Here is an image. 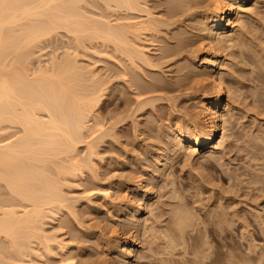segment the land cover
Listing matches in <instances>:
<instances>
[{
  "label": "rangeland",
  "instance_id": "374dc122",
  "mask_svg": "<svg viewBox=\"0 0 264 264\" xmlns=\"http://www.w3.org/2000/svg\"><path fill=\"white\" fill-rule=\"evenodd\" d=\"M165 1L168 0H160V2L159 0H150L148 2L151 8L155 10L154 12L156 14L160 13V16L163 15L164 19L162 17L161 18L165 21H168L167 17L170 20L169 16L165 17L164 14H161V12L163 13V10H168V6H163L166 5ZM197 1L199 2L197 3ZM214 1L216 0H210V2L209 0H194L193 3L191 2L192 4H189L190 6L188 5V7L185 8L186 10H180L183 11L182 13L180 12L182 15L179 16L181 17H171L170 22L172 21V19H175V21H172L173 24L168 21V23L171 24V26L169 25L170 28L168 26L159 27L160 30H155L154 33H152L153 31H150V35H148L149 31H141V34H139L141 37H138V32L136 37H132L133 41L136 40L134 41L136 46L140 45L143 47V49H148L147 52L144 49L145 53L148 56L153 55L152 57L150 56L152 62L151 64H149L150 66H147V64H145L146 66L144 64L142 65V63L140 64L141 61L139 62L138 59H134L135 61H137L135 62L130 58H125L127 57V55H124V53L121 51L116 52L117 50L114 49V45L112 46L111 43L105 44V42L103 44L104 40L102 41L101 39H93V41L90 42L86 39L88 43L83 39L82 43L85 46L79 45L76 43V41H74L75 37L71 38L69 33L66 34L63 29H59L60 33L57 31V36L53 34L55 35L53 38L47 37L48 40L44 38V41L41 40L43 41L42 44L39 43V45H37L38 43H36V48L33 47L35 49H32V52H35V55H33L32 57L36 58L34 61V58H32L33 62L29 61V63L31 62L30 70H32L33 72L36 69V66L38 67V62H40V64H42L43 62V64L40 66L44 67V64L46 63L45 65L48 66L51 60L53 61L54 59H58L60 61L61 59L64 60V58L70 56L72 57V59L77 60L76 62H78L79 66L85 69L87 68V70L84 69V71H95V77L97 75L95 79H105L103 80L105 83L107 80L106 84L108 85V87L104 88L103 86V88L105 89V95L107 97L105 96L101 104L96 107V121L94 119V121L91 122L89 128L91 130H96V128L98 127L97 124L102 123L101 125H99V127L103 125L104 130L108 128V131L106 130L108 133H106L110 135H107L105 137V133V135L101 138L102 140H97L99 143L95 142V148L96 146L98 147L96 149L97 153H95L96 155H93L95 157L92 156V159L89 163L90 165L95 163L94 165H91L93 166L91 167L92 170L90 167H88L90 169L86 168L87 170L84 168L82 171L77 172L78 175L76 173L77 177H72L70 175L72 177L71 178L70 176H68V174L70 173H68V171L66 170V167H69V163L67 164L68 160L65 161L67 159L65 158V156H63V159L65 158V160H63V163L62 157H58L59 159L56 158V162H58V164H55L59 165L60 163L61 166L63 165L65 169L64 172V169L59 168L58 166L57 167L62 171V173L59 169L56 170L57 167H54L55 170L53 168H49V170L52 171L48 172L49 175H51L50 173H52L51 176L53 177L54 175L53 178H55L58 183L61 182V184L59 183L63 187L61 190L62 192H66H63V194L65 193L66 197L69 196L70 207L67 208L70 210L66 209V207H64L63 209L61 208L59 213H57L58 215L54 214L51 215V217L50 215H48L51 213L48 212L47 217L50 218L44 219L46 221L41 223L40 226L43 227L44 231H48L46 232L47 235L56 236L58 237L59 241H63L61 244L62 246L65 245V248L62 247V249H60L59 246L57 247V245L55 244L56 247L55 245H52V247H54L53 249H46V252L48 253L46 254L45 248L42 249L43 246L39 245L38 242L37 244H34L36 243L35 239H31L30 241H32V243L33 241H35L33 243L34 245L31 243V247L33 246L32 251L37 250V254L34 253L35 251H33L35 257L32 253L30 255L31 258L29 257L28 259H23L26 263H30V261L32 260L31 263L35 264H119V248L118 243L115 242H119V238L118 236H116V233L114 231L116 230L121 232V234H125V237L132 233H136L138 236V225L140 226L139 235L140 232H142V237H140V247H137L132 256L133 259L131 261V264H183L188 259L192 258V256L188 254L193 247L191 246V237L197 236V234H201L203 232H207L208 234L210 233V240L214 242L212 246V251H214L212 260L213 264L227 263V251L223 246L224 244H231L232 246L235 245L236 248L241 249V251H247L246 249L250 245L248 242H252L253 244L254 241V245L257 244V251L264 249V0H261L260 3L252 6L253 9L250 11L253 12L252 14H245L242 16L241 25H243V27L241 26L239 29H237L236 32H232L234 35H232L234 41L227 44V48L222 59L223 61L228 63L225 65L224 69V72L226 73L225 79L228 83V86L232 89L234 88L233 90L236 91V94L238 93L237 97H234L233 99L234 102H231V109L227 111L228 137L224 144V147H215L216 143L204 147L203 154L206 153L205 156L208 155L206 159L205 157H203V154L196 155L192 154L191 151L189 152L187 150H184L182 151L183 153L181 152V155L178 156L179 158H176V156L172 157V164L170 169L166 173L167 176L164 175V177H158L159 172L156 171V157H158L160 154H166V152L168 151H170V153L168 152V154H171V150L173 148V145L170 144L172 135L167 128L168 123L176 119L184 123L185 126H195V115L197 113V110L199 109L194 103L196 97L202 94L203 85L200 84V86H198L199 83L196 82H199V79H197V77L195 76L196 73H198L197 70L184 76V72H181L180 74V67L178 66L180 65V63L182 65L185 62L187 64H191L192 54H194V52H196L200 47V37L198 31H195L197 30V23L195 19L202 16V14L206 12L207 8V11H210V8L213 5ZM104 2L102 0H100V2L99 0H90L88 2L90 5L86 4L88 7L90 6L89 8L91 9L88 8L90 11L93 10V12H90V14L96 17L98 16L99 19H102L103 17L104 20H107V22H111V24H116V21L118 22L119 19L122 20H119V22H123V20L128 21V19H132L129 21H138L137 11L129 12V10H124V8H121L120 11V9H117L115 5L112 8V4L110 7H106V9H108L106 10L105 6L107 5H105L106 3L104 4ZM195 3L200 5V7ZM155 6L156 8H158V10L155 8ZM84 7L87 8L86 6H83V8ZM159 7H161V10ZM194 7L196 8L194 9ZM179 19L182 21V23ZM174 24L176 27L174 26ZM176 30H178V32ZM244 31H246L247 33ZM175 32L184 34V41L187 40L184 45L185 47L183 46L180 49L175 48L177 47V44H175L177 40V33L175 34ZM172 34H174V36ZM78 40L80 41L82 39L79 38ZM165 45L168 48H166ZM169 47L178 51H176L175 53L177 56L173 53L172 55L175 57L170 55L169 57L164 58V51L165 49H169ZM148 51L150 52V54L148 53ZM179 51L181 53H179ZM119 53H121V56L119 55ZM166 58L171 59L167 60ZM133 61L135 63H133ZM135 77L137 79H135ZM152 80H154V82ZM150 81L152 82L150 83ZM156 82L158 83V85H156ZM86 83H91V80L86 79ZM141 83H148L149 85L146 84L148 86L147 87ZM154 83L157 88L155 86L154 88L153 86H150V84L153 85ZM86 86L89 85L86 84ZM150 87H152V90H148L150 92L149 93L147 89H149ZM153 91L155 93H153ZM151 93H153V95H151ZM139 95L143 98H140ZM149 95H151V97ZM152 98H157L158 100H156L155 102V100ZM138 102H141V105ZM150 102L152 103L150 104ZM149 104L154 105L149 106ZM184 116L187 117L185 118ZM117 117H119V119L121 117L120 120L124 118L126 119V121H123V119L122 122L120 121L118 123L119 126L118 124L117 126H114L115 128L113 129V132L112 128H110L113 125L111 123L115 122L116 120V122H118L119 119ZM120 123H122V125ZM15 130L16 129L10 130L9 132L16 133ZM91 130L90 133L88 132L86 134L87 139L91 138L89 137L92 132ZM9 136H11L9 137V139H12V135ZM84 144L79 145L78 147V155L80 156V158H84L88 153L87 147L85 146L86 144ZM159 151L161 152L159 153ZM163 151L165 152L163 153ZM84 152L87 153L85 154ZM53 162H55V159L52 161L51 165H54ZM55 172L59 173L57 174ZM141 173L146 174V178H150L149 181L153 180L156 189L154 198L151 202L153 205L150 203L149 207L151 206V208L146 209L147 211L143 215L144 217H140L139 219L141 221H138V217H133V213L135 212L133 211V209H136L137 205L136 203H134V205L136 206L135 207L133 203L127 202L126 196H128V192L125 185L137 187L138 181L142 179ZM59 174L60 176H58ZM131 179L135 182V184H133V181ZM2 184L3 185H1L0 190L4 188L3 190L5 191L1 192L2 195L0 194V198L2 200L11 198L12 200V197H8L11 191L9 192L8 189L9 194L7 196V188L4 183ZM2 186L4 187L2 188ZM141 192L142 191H140V193ZM140 193H134L133 195L135 196L130 195L129 197L135 199L136 202ZM9 199H7L8 202H10ZM17 199L14 198L11 201V205H17L18 209H22L19 208L20 205L25 204L21 202V204L19 205L18 203L20 202V199ZM71 199L73 200L71 201ZM22 205L21 207H23ZM128 205L129 208H127ZM171 205H178L177 207L182 209L187 208L188 210H186L190 213L194 212L192 214L196 216V219L199 217L201 218L197 219V221L195 219V227L193 226L195 229L193 227L191 228L193 234L191 233V229L188 230V232L190 233L187 234V240H189L191 244L189 245L190 242L188 243L187 241L188 244L186 243V248L183 246L177 247V249L172 252L173 256H168V252L166 253V251L168 250L161 251L163 249L162 243H164V240H162L160 230H165L170 227V224L172 222L171 218L173 216V214L171 213L173 210H170L171 208L174 209V206L172 207ZM52 211L54 212L53 208ZM218 215L221 216V218H219ZM52 216H55L54 219H52ZM215 216H217L216 218L221 220V224L224 221L222 226L221 224L217 225L219 224V221H217L218 219L215 220ZM142 218H145L146 221L142 220ZM135 219H137V221ZM147 221L149 224L147 223ZM207 221H209V223ZM210 221L214 222L215 224ZM138 222L139 224H136ZM144 223H147V225H143ZM141 224L143 225V227ZM216 225L220 228V230L218 227H215ZM214 227L217 229H215ZM221 227H229L230 229L228 230L227 228V233L226 228L222 229ZM156 229H158L159 231H155ZM144 230L146 231L144 232ZM219 231L223 234L224 237L228 236V238H226L227 240L222 239L221 236L218 235L220 233ZM127 233L128 235H126ZM1 237L3 238L4 236L0 235V250H2L4 253L0 251V260L3 262H7L12 258L14 251L11 250L13 248L8 247L7 241L5 242V238L2 239ZM4 243L7 245H4ZM2 244L3 249L1 248ZM222 248L224 249L222 250ZM58 249H60L61 251ZM7 252L9 255L7 254ZM49 254H51V256ZM4 258H8L9 260L7 259L5 261ZM170 259L172 262L170 261ZM180 261H182L183 263H180ZM222 261L224 263H222Z\"/></svg>",
  "mask_w": 264,
  "mask_h": 264
},
{
  "label": "bare ground",
  "instance_id": "6f19581e",
  "mask_svg": "<svg viewBox=\"0 0 264 264\" xmlns=\"http://www.w3.org/2000/svg\"><path fill=\"white\" fill-rule=\"evenodd\" d=\"M89 1L90 0H0V187L1 185H3L2 183H4L7 188L6 190L7 196L9 194L8 193V189H9V192L11 191L12 193V194L10 193V195L12 196L9 195L8 197H12L13 199L18 198L17 200L20 199V202L19 203L17 202L19 205L21 204V202L25 204V205L21 204L23 207H21V205L20 207L18 206L19 208H22V209H18L16 203H15L16 206H14V204L11 205L12 204L11 201L13 199L11 200V198L10 199L7 198L10 200V202H8V200L5 199L6 197L3 198L6 201L0 198V201H1L0 202V235L4 236L3 238L2 237L1 238L2 239L5 238V242L7 241L8 247L13 248L11 250L14 251L13 256L10 259V261L3 262L0 260V264H35V263H31L32 261L31 259H30L31 260L30 263H26L23 260V259H28L30 255L33 253V251H35L34 253H36L37 250L32 251L33 246L31 247V245L35 241L36 243L34 244H37L38 242L39 245L43 246V248L41 246L42 249L45 248V252H46V249L47 250H49L50 248L53 249L54 247H52V245L54 246L55 244L57 245V247L59 246L60 249H62V247L65 246V245L62 246L61 244L63 241L62 242L59 241L58 237L56 236L47 235L46 232L48 231H44L43 227L40 226L41 223L46 221L44 219L50 218L51 215L59 213L61 208L63 209L64 207H66V209H68L67 207H70L69 206L70 205L69 196L68 197L65 196V193H66L65 191H63L65 192L63 194L61 190L63 187L60 185L61 182H59L60 183L59 184L55 180V178H53L54 175L53 177L51 176L52 173H50L51 175H49L48 172L49 171L52 172L51 170H49V168H53L55 170L54 167L58 166L59 168L64 169V166L63 165L61 166L60 163H59L60 166L55 165V164H58V162H56V160L59 159L58 157H62V163H63V160H65V158H67L65 161L68 160L67 164L69 163L68 164L69 167L68 168L66 167V170L68 171V173H70L68 174V176L71 175L72 177L74 176L77 177L78 171H82L84 168L90 169L91 167H93L91 165H94L95 163L93 161L92 162L94 164L90 165L89 163L92 159V156L96 155L95 154L97 153L96 149L98 148L97 146L95 148V142H98L97 140L101 139L105 135V133L108 131L107 130L108 128L104 130L103 125L99 127V125H101L102 123L97 124L98 127L96 126L97 128L96 130L94 129L95 131L89 128L91 122L94 121L95 119L96 107L101 104V102L104 100V97L106 96L104 88L108 87V85L106 84L107 80L105 83L103 81L105 79L103 80L95 79L97 77V75L95 77V71H90V70L84 71L85 68H82L81 66H79L78 62H76L77 60L72 59V57L70 56L64 58V60L61 59L60 61L57 59L59 62L56 59H54L55 57L51 58L54 60L52 61L50 59L51 61L49 62L48 66H46L45 65L46 63H45L44 67L40 66L43 64V62L42 64H40V62H38L39 60L38 58L37 62L39 63V65L37 64L38 67L36 66V69L33 72L32 70H30V67H31L30 65H31V62H33L36 58V57H32L33 55H35V52L33 53L32 49L36 48L35 47L36 43H38L37 45H39V43L42 44V42L44 41V38H46V40H48L49 37L53 38L55 35L56 36L58 35L57 31L59 32V29L60 30L63 29V31H65L66 34L69 33L71 38L75 37L74 41H76V43L79 45L85 46L82 43L83 39L86 42L87 40L90 42V41H93V39L95 40L101 39L102 41L104 40L103 44L104 42L105 44L111 43L112 46L113 45L115 46L114 49L117 50L116 52L121 51L124 53V55H127V57L124 56L125 58H130L131 60L138 59L139 62L141 61L140 64L142 63V65L147 64V66H150L149 64L152 63L151 58H150L151 55L148 56L144 51L145 48L143 49L142 46L137 45L138 46L137 47L134 42L136 40L133 41L132 37L133 36L136 37L137 32H138V37H141L139 35L141 34V31H149L148 35H150V31H153L152 33H154L155 30L156 31L160 30L159 27H165V26L169 27V25L171 26V24L168 23V21L170 22L171 17L176 18V16L182 15L181 13L183 11H180V10L187 8L188 5L191 2L193 3L194 0L165 1L166 5H163V6H166V7L168 6V10L167 11L166 9L163 10V13L161 12V14H164L165 17L169 16L170 20L167 17L168 21L163 20L164 19L163 15L160 16V13L156 14L154 12L155 10H153V8H151V6L149 5L148 1L150 0H105V2L104 0H102L104 4L106 3L105 5H107V6L104 5L105 9L108 6L110 7L112 4L113 5L112 8L115 5L117 9H120V11H121V8H124V10L127 9L129 10V12L130 11L138 12V19H137L138 21H135V20L129 21L132 19H128V21L123 20V22H121L122 20L119 19L121 20L119 22V20L117 19L118 22L116 21V24L114 23L111 24V22L109 21L107 22V20H104L103 17L102 19L101 18L99 19L98 16L96 17L90 14V12H93V10L90 11L89 10L91 9L89 8L90 6L88 7L86 5V4H89L88 3ZM198 2L199 1H197V3ZM260 2L261 0H216L213 2V5L211 6L210 11H207L208 10L207 8L206 12L203 13L202 16L197 17L195 19L197 23L196 25L197 30L195 31H198V34L200 37L199 38L200 47L196 52H194V54H192L191 64L190 63L187 64L185 62L181 65L180 63L181 66L179 65L178 67H180V74L181 72L182 73L184 72L183 73L184 76L196 70L198 71V73H196L195 76L197 77V79H199V82L198 81L196 82L199 83L198 86H200V84L203 85L202 86L203 92L202 94L196 97L195 103L194 102L193 103L197 106L199 110H197V113L195 115V122L193 121L195 124V126L193 125L194 127L185 126L184 123L176 119L169 123L166 121L168 123L167 128L172 135L170 144L173 145V148L172 150L170 149L171 154H168V152L170 153V151H168L166 152V154H162V155L160 154L158 157H156L157 159L156 160L157 161L156 171L159 172L158 177H162V176L164 177V175H166L167 171L171 167V164H172L171 159L173 160L172 157L176 156L177 158L179 155H181V152L184 150H187L189 152L191 151L192 154L197 155V154H203L204 152L203 148L210 144L216 143L215 147L216 146L224 147V144L228 137L227 136V124H228L227 113L228 112L227 111L231 109L232 107L231 102L233 101L234 97L235 98L237 97L238 93L236 94V91L233 90L234 88L232 89L231 87L228 86V83L225 79L226 73L224 72L225 65L228 63H226L222 59L225 54L227 44L234 41L233 40L234 35L232 32H236L237 29H239L241 26L243 27V25H241L242 16L245 14H252L253 12H250L253 9L252 6L257 5ZM82 5L86 6L87 8L85 7L83 8ZM198 6L200 7V5ZM159 8L161 10V7ZM195 8L196 7H194V9ZM156 9L158 10V8ZM172 21H175V19L174 20L172 19ZM172 21L170 23H172ZM179 25H182V24H179ZM179 30H182V29H179ZM176 31L178 32V30ZM183 31H184V28H183ZM177 32H175V34ZM172 35L174 36V34ZM183 35H184L183 33H177L176 42L177 41L178 42L177 43L175 42V44H177V47H175L176 49H180L185 45V42L187 40L184 41L185 38ZM79 38L82 40L79 41L78 40ZM142 38H143V35H142ZM77 41H79L80 43ZM170 47L169 49H165L164 58L169 57L170 55L173 56L172 54L176 53L177 50L172 49ZM148 53L150 54L149 51ZM179 53L181 52L179 51ZM120 54L121 53H119V55ZM104 56H108V55H104ZM32 58H34L33 61H32ZM29 61L31 62L29 63ZM134 61L133 63L137 62V61L135 62ZM85 70H87V68ZM86 79L87 80L90 79L91 83H86ZM135 79L137 78L135 77ZM152 81L154 82V80ZM152 81H150V83ZM86 84L89 86H86ZM146 84H143V85L147 86ZM156 85H158V83ZM150 86H153L154 88L155 83L153 85L150 84ZM151 88L152 87L147 89V91L150 90ZM153 93L155 92L153 91ZM153 93H151V95H153ZM151 95L149 96L151 97ZM140 98H143V97H140ZM147 99H144V100H147ZM152 99H154L155 102L156 100H158L157 98H152ZM138 103L140 104L141 102H138ZM151 103L152 102H150V104ZM150 104L149 106L154 105V104L152 105ZM140 105H139V109H140ZM117 118L119 119V117ZM120 119L118 122H116L117 121L116 120L115 121L116 123L115 122L111 123L113 124L112 127H110L112 128V130L115 128L114 126H117V124L120 121L122 122L124 118H122V120ZM123 121H126V119H124ZM120 124L122 125V123ZM14 129H16L15 130L16 133L9 132L10 130H14ZM90 130L94 132L93 133L91 132V135L89 136L91 138L87 139L86 134L88 132L90 133ZM107 133L105 137L107 135H110ZM9 135H12V139H9V137H11ZM82 144H84L87 147V152H88V153L86 152L87 154L84 152L87 156V157L85 156L84 158L82 156H81L82 158H80V156L78 155L79 154L78 147L79 145H82ZM94 149H95V152H94ZM160 152L161 151H159V153ZM164 152L165 151H163V153ZM205 154L206 153L203 154V157H205L206 159L208 155L205 156ZM63 156H65L64 159H63ZM54 159L56 163L53 162L54 165H51ZM58 161H61V160H58ZM58 167L56 168V170L59 169ZM64 171L65 169L63 170V172ZM59 172H55V173L58 174ZM145 175L146 174L141 175L142 179L138 181L137 187L136 186L133 187L131 185H125L127 192H128L127 193L128 196H126L127 202H131L133 203V205L134 203H136L137 205V207L134 205L136 209H133V211L135 212L134 213L132 212V213L134 214L133 217H136V218L138 217V221L140 220L139 218L145 214V212L147 211L146 209L151 208V206L149 207V205L152 202V199L154 198L155 189H156L155 188L156 186H154L155 183L153 182L152 178H151L152 181H149L150 178L149 179L146 178ZM58 176H60V174ZM133 184H135L134 181H133ZM3 187L4 186H2V188ZM3 189L0 190V194L1 192L5 191ZM140 191L142 192L140 193ZM137 192L140 194L138 195V200L136 198L137 201L135 202V199L129 196ZM72 200L73 199H71V201ZM171 206L173 207L174 205H171ZM177 206H174V209L171 208L170 210V211L173 210L171 212L173 214V216L171 215L172 222L171 224L169 223L170 227L165 230H160L162 240H164V243H162L163 249L161 251L168 250L166 251V253L168 252L169 254L168 256L170 255L173 256L172 252L175 249H177V247H180V246L185 247V245H187L190 242L189 240H187V234L190 233L188 232V230H190L194 226V221L196 219V216L192 214L194 212L190 213L189 211H187L188 210L187 208L186 210L184 207H183L184 209H182ZM52 208L54 212L52 211ZM127 208H129V205ZM48 212L51 214H48ZM47 214L50 215V217H47ZM55 216H52L53 217L52 219H54ZM216 217L217 216H215V218ZM219 218H221V216H219ZM217 219L218 218H216L215 220ZM135 220L137 221V219ZM142 220H145V218H142ZM215 220H212V221H215ZM217 221H219V224L217 225H220L221 220L218 219ZM207 222L209 223V221ZM147 223H144L143 225L145 224L147 225ZM223 223L224 221L222 222V224ZM136 224H139V222ZM217 225L215 227H218ZM151 228H154V227H151ZM225 228L226 230L227 228L228 230L230 229L229 227H225ZM225 228H222V229H225ZM246 228H247V225H246ZM139 229H140V226L138 225V236L134 232L135 234L132 233L130 235H128L127 233L126 235L128 236L126 237H125V234H121V232L113 230L116 233V236H118L119 238V242L115 241L118 243V248H119L118 249L119 254L117 253L119 256L118 260L120 259L119 264H131V261L133 259L132 256L134 252L136 251L137 247L138 248L140 247V237H142V234H141L142 232H140V235H139ZM157 230L158 229H156L155 231ZM228 230H227V233H228ZM263 230H264V227H263ZM145 231L146 230H144V232ZM191 233H192V229H191ZM220 233L218 235L221 236L222 239L228 238V236L224 237L223 234L221 233L222 234L221 235ZM209 234L207 232H203L201 234L200 233L197 234V236H194V237L192 236L191 246L193 247L192 249L190 248L191 251L190 253H188L189 255L192 256V258L189 257L190 259H188L186 262L183 263L182 261H180V263L182 262L183 264L185 263L186 264H213L212 260H213L214 251H212L213 249L212 246L214 242L210 240L211 234L210 235ZM31 239L32 240L35 239V241H33L32 243V241H30ZM191 242L189 243V245L191 244ZM248 243L250 245L249 244H248L249 246L247 245L248 246L246 249L247 251H244V250L241 251V249L236 248L235 245L232 246L231 244H224L223 246L224 248H226L225 250L227 251V252L225 251L227 256L224 254L227 258L226 264H264V249L257 251L256 249L257 244L254 245V241H253V244L252 242H248ZM7 244L4 243V245H7ZM4 247H7V246H4ZM1 248L3 249V244ZM224 248H222V250ZM34 253L33 255L35 257ZM46 254L48 253L46 252ZM51 254L49 255L51 256ZM156 255H157V252H156ZM7 259H5V261ZM222 263L224 262L222 261Z\"/></svg>",
  "mask_w": 264,
  "mask_h": 264
}]
</instances>
